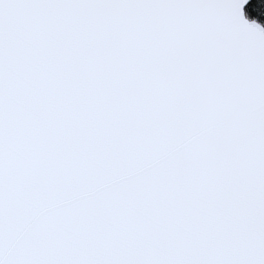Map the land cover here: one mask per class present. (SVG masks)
Segmentation results:
<instances>
[{"label":"snow or ice","instance_id":"obj_1","mask_svg":"<svg viewBox=\"0 0 264 264\" xmlns=\"http://www.w3.org/2000/svg\"><path fill=\"white\" fill-rule=\"evenodd\" d=\"M0 264H264V0H0Z\"/></svg>","mask_w":264,"mask_h":264}]
</instances>
